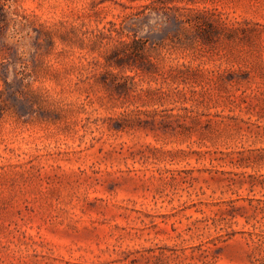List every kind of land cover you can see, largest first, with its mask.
Here are the masks:
<instances>
[{"label": "rangeland", "instance_id": "1", "mask_svg": "<svg viewBox=\"0 0 264 264\" xmlns=\"http://www.w3.org/2000/svg\"><path fill=\"white\" fill-rule=\"evenodd\" d=\"M0 264H264V0H0Z\"/></svg>", "mask_w": 264, "mask_h": 264}, {"label": "trees", "instance_id": "2", "mask_svg": "<svg viewBox=\"0 0 264 264\" xmlns=\"http://www.w3.org/2000/svg\"><path fill=\"white\" fill-rule=\"evenodd\" d=\"M137 15H139L138 13L137 14H135V16H137Z\"/></svg>", "mask_w": 264, "mask_h": 264}]
</instances>
